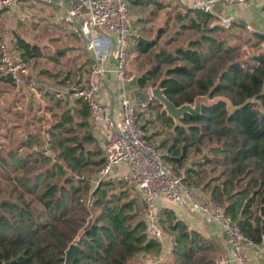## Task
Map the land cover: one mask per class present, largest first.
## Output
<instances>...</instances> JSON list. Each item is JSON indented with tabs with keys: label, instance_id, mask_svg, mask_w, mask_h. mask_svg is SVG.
<instances>
[{
	"label": "trees",
	"instance_id": "obj_1",
	"mask_svg": "<svg viewBox=\"0 0 264 264\" xmlns=\"http://www.w3.org/2000/svg\"><path fill=\"white\" fill-rule=\"evenodd\" d=\"M129 2L152 4L151 16L165 6ZM173 18L176 26L162 46L171 13L149 43L133 38L124 77L134 78L138 89L163 77V94L175 106L197 95L218 100L197 116L183 114L176 125L156 101H148L145 110H153L167 130L151 147L184 186L218 205L243 236L264 249V35L243 36L241 26L214 25L212 14L190 7ZM13 46L25 63L42 56L37 45L16 35ZM244 46L256 51L241 59ZM142 57L148 66L131 68ZM40 73L60 88L81 83L74 70ZM0 80L15 86L10 77ZM45 95L60 109L47 125L28 117L22 123L16 111V121L0 119V264H65L70 244L75 248L67 264H130L139 253L158 254L159 240L147 235L144 206L132 187L122 180L96 181L103 158L84 100L74 97L67 108L54 90ZM148 126L153 121L143 118L140 137L150 146L157 133H146ZM157 222L170 239L171 264H213L212 244L171 209H158Z\"/></svg>",
	"mask_w": 264,
	"mask_h": 264
},
{
	"label": "built area",
	"instance_id": "obj_2",
	"mask_svg": "<svg viewBox=\"0 0 264 264\" xmlns=\"http://www.w3.org/2000/svg\"><path fill=\"white\" fill-rule=\"evenodd\" d=\"M15 1L17 0H0V9L9 7ZM245 1L191 0L189 7L211 14L212 6L216 3L230 5ZM80 9L85 10V16H80ZM61 19L67 24H72L74 30L84 38L85 49L90 54L93 64L81 83L71 82L54 90L55 97L81 98L86 103L88 119L100 120L103 124V139L100 146L103 161L96 181L116 179L132 187L144 206L145 231L149 237L160 240L163 236L157 222V200L162 198L167 202L186 206L191 212L199 213L215 222L228 237L232 258L238 262L242 261L243 249L255 245L239 232L218 205L195 199L192 190L182 184L180 177L162 164L154 148L140 137V128L135 121L136 116L129 97L124 93L118 94L115 110L96 98L94 78L103 72L100 63L113 49L114 71L120 80L124 78L125 50L128 39L132 36L125 0H76L72 7L64 11ZM218 22L226 28L230 19L220 18ZM262 44L264 45V40ZM28 74L27 64L12 56L4 42L0 41V76H7L16 81ZM30 85L34 87L35 83L31 81ZM150 100L147 95L145 101L138 102L135 106L143 109ZM118 165H123L126 171L114 172V167ZM261 253L264 259L263 248ZM229 262L228 256L221 255L214 259L213 264ZM155 263L153 261L146 264Z\"/></svg>",
	"mask_w": 264,
	"mask_h": 264
},
{
	"label": "crops",
	"instance_id": "obj_3",
	"mask_svg": "<svg viewBox=\"0 0 264 264\" xmlns=\"http://www.w3.org/2000/svg\"><path fill=\"white\" fill-rule=\"evenodd\" d=\"M153 1L161 2L165 6L155 11L156 16H154V18L150 20L147 17L144 18V20H141V16L134 15L136 17L134 21H136L137 23L144 21V25H141V32L144 28L149 29V26L153 25L154 27H158L159 24H162L165 20V13H182V10L184 8L189 7L191 4V0ZM75 3L76 0H17L13 2L9 7L0 9V41L4 42L8 51L12 53V49H14L13 36L16 35L22 38L19 35V27L23 26L24 23H26L27 21L30 23L31 26H34L35 19H37L42 23L46 24L47 27L55 26L60 28L59 30L61 34L59 39H61L62 41L66 40L65 43L67 46L65 48L67 50V47H69V41H67L69 34H76L78 32L74 30V26L72 24H67L63 22L61 18L64 11L72 7ZM135 6L138 8L150 7L148 12H151L153 9L152 4H147L145 6ZM24 9H27V12H25ZM79 13L80 16L86 15L84 9H80ZM211 14L217 19L216 22H218L220 18H229L230 24L241 26L243 28V36H251L252 34H264V0H246L243 3L230 5L216 3L212 6ZM134 21L132 18H129V25L132 36L134 33V31L132 30V24ZM232 31L237 32L236 29L233 28ZM223 35L224 32L221 37H224ZM110 36L112 37V35ZM136 36H141L142 38L147 40L150 39L149 37H145L141 34H137ZM24 40L27 41L26 39ZM82 45H84L85 49V41ZM260 46H263V44L261 43ZM243 48H249L253 50L248 46H244ZM85 51V53L87 54V61L89 63V70L93 62L88 51L86 49ZM75 63V60L74 63L72 61H68L67 64L61 63L58 57V60L48 65L47 68H40L39 70H37L38 75H35L34 73H29L27 76L19 77L15 81L14 87L9 86L8 84L5 85V87L11 88V93L13 96H15L16 106L14 110L23 115V117L21 118L22 123L24 122V119L28 117L31 118L32 122H35V124L40 123L41 126H43L44 124L47 125L52 120V114L60 112V109L55 108L52 100L48 99V96L45 95V92H51L60 87L57 85L56 80L42 75L40 72H42L43 70H48L51 73L57 72L61 70L60 65H62V68L67 65H69L68 67H72L73 65H75ZM79 64L75 65L73 69L76 74L81 71V69L79 68L82 65L81 63ZM100 66L103 72L98 77L94 78L96 89L95 95L98 101L108 104L113 110L117 108L118 94L120 93L126 94L130 99V103H133V105H136L138 102H141L139 101L137 96H134V91L143 92L144 89H138L135 85V82L134 84H131L132 77H124L121 80L119 79V77L114 71L115 63L113 59V54L107 55L106 58L100 63ZM70 69L71 70L65 69L64 72L72 71V68ZM87 74L85 76H87ZM83 78H81V81L83 80ZM31 81L36 83L34 87H31ZM9 88L5 89L9 90ZM62 100L65 107L73 108L72 97H65ZM0 119H2L1 114ZM5 120L8 122L7 119ZM87 123L89 124L91 133L96 139V142L99 144L98 146L100 148L103 139L102 122L100 120L90 121L87 117ZM19 130L20 128H18L16 132ZM113 171L122 173L126 170L123 165H118L114 167ZM193 195L194 198L197 200L207 201V198L197 191H193ZM157 206L158 209L162 207L171 209L176 218L182 221L186 225L187 229L194 230L195 232L202 235L210 244H212V246L215 248L216 256H228L230 259L229 264H264V259L261 253L262 247L260 246L244 248L242 261L238 262L234 260L232 258L233 256L228 237L223 232V230H221L220 227L215 222L211 221L209 218L202 216L199 213L191 212L186 206L177 203H170L163 200L162 198L157 200ZM159 243L160 250L158 254L154 256H148L146 254L139 253L135 256V258L131 261L130 264H146L147 262L153 261L156 262V264H167L171 259L170 239L164 233L161 239L159 240Z\"/></svg>",
	"mask_w": 264,
	"mask_h": 264
},
{
	"label": "rangeland",
	"instance_id": "obj_4",
	"mask_svg": "<svg viewBox=\"0 0 264 264\" xmlns=\"http://www.w3.org/2000/svg\"><path fill=\"white\" fill-rule=\"evenodd\" d=\"M27 1V0H25ZM126 2V6H127V17H128V22H129V18H132L133 21L136 18L134 15H139L141 16V20H144V18H148L149 20L154 18V16H156V12L155 14L150 15V13L148 12L149 8H145V7H141L138 8L136 7L134 4H131L128 0H125ZM169 9V8H168ZM25 12H27V9H24ZM167 13H165V20H166V15ZM174 14V13H173ZM173 14H171V20L168 22V32L166 33V35L162 36V38H160L159 41V46H162V41L169 35L171 34L172 30L174 29V27L176 26V21L173 17ZM144 22V21H143ZM143 22H136L134 21L132 24V30L134 31L133 36L134 37H130L128 39L127 42V46H126V50H125V69L127 70V67L129 66V61H130V57L132 55H129L128 52L130 51L131 53V47L133 44V38H135V36L137 34H141L145 37H149L151 40L154 37L155 31L157 28L164 26V22L162 24H159L158 27H153L149 26V29H143V31L141 32V25L143 26L144 23ZM60 28L59 27H47L46 24L42 23L41 21L35 19V25L31 26L30 23L27 21L26 23H24L23 26L19 27L18 31H19V35L26 39L30 44H35L38 45L42 56L38 57L34 60L28 61L26 62L27 67H28V71L29 73H34L35 75H38L37 70H39L40 68H47L48 65L54 63V61L51 59V57L55 56L56 54L58 55L57 57H59V61L61 63L67 64L68 61H72L74 63V60L76 61L75 65H78L79 63H81L82 66H80L79 69H81V71H79V73L77 74V76L83 78V80L85 79V75L87 74V70H88V66L89 63L87 61V54L85 53V49H84V39L81 36L80 33H76V34H72L70 33L68 36V40L69 41V47H67L66 50V40H61L59 39L60 37ZM222 34H220L221 36ZM224 36V35H223ZM156 48H158V45L153 49L155 50ZM65 49V50H64ZM60 50V52L58 51ZM256 50H251L249 48H242V55H241V59H245L248 57V55H251L252 53H255ZM115 50L113 49L112 51L108 52V55L114 54ZM13 53V54H12ZM12 53H10L12 56L18 58V54L17 51L15 49H12ZM114 59V56H113ZM115 62V59H114ZM72 67H68L64 66V68H62V65H60L61 72H63L65 69L71 70L70 68H72V70L74 69V66ZM80 65V64H79ZM148 63L146 61V59H144L143 57L140 58L134 65L131 66V68L135 69H139L142 70L143 68L147 67ZM83 67V68H82ZM142 67V68H141ZM63 70V71H62ZM132 70V72L134 71ZM89 71V70H88ZM3 81L0 80V111H1V120L6 121L5 119L8 120V122H12V121H16V115H13L14 113V108H15V96L12 95L11 93V88L9 87H5ZM36 85V83H35ZM5 88H9V90H6ZM6 90V91H4ZM143 91H146V88H144ZM133 107V111L134 114L136 116L135 121L138 125V127L140 128V125L142 123V119H147V120H151L153 121V126H148V130L146 133H149L152 129L155 130L156 134V138L153 139V143H150V146H153L154 143H156L158 141V139H160L161 137H165L167 130L163 127H161L159 125V123L154 119V111L153 110H145V108L141 109L135 105H133V103H130ZM19 111V110H18ZM7 122V121H6ZM7 122V124H8ZM152 130V131H153ZM18 134V133H15ZM140 136H141V131H140ZM97 145H99L97 143ZM159 153H161V150H158ZM192 156L189 155L188 160H190ZM185 165H187V163H185ZM173 171V170H172ZM174 172V171H173ZM175 173V172H174ZM181 174V172H180ZM180 176V175H179ZM109 180V179H108ZM111 181H114L116 183V179H111ZM117 186V185H116ZM192 190V189H191ZM196 192L195 190H192V193ZM194 196V195H193ZM136 197L138 199L139 196L136 195ZM161 231H163L161 229ZM163 234L165 232H162ZM156 264V263H155ZM167 264H171V259L169 260V262Z\"/></svg>",
	"mask_w": 264,
	"mask_h": 264
},
{
	"label": "water",
	"instance_id": "obj_5",
	"mask_svg": "<svg viewBox=\"0 0 264 264\" xmlns=\"http://www.w3.org/2000/svg\"><path fill=\"white\" fill-rule=\"evenodd\" d=\"M214 25H220L219 22H214ZM137 42H142L144 44L149 43L151 40L142 38L141 36H136ZM60 51V50H59ZM163 77L158 78L156 83L153 86H147L146 91L138 92L134 91V96H137L139 101H145L146 96H149V99L156 101L160 105V110L165 113L166 116L171 118L174 125L179 123V119L183 114H189L191 116H197L200 113L201 107H207L212 105L218 100V97L209 98L208 95H197L193 98L191 103H182L178 106H175L171 101H169L163 94V89L161 87V82ZM134 78L131 79V84H134ZM79 145V143H78ZM134 198H132V201ZM75 245L70 244L65 250L64 254V263L67 264L74 252Z\"/></svg>",
	"mask_w": 264,
	"mask_h": 264
}]
</instances>
